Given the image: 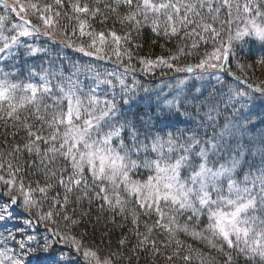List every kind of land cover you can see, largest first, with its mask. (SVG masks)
<instances>
[{
    "label": "snow or ice",
    "instance_id": "1",
    "mask_svg": "<svg viewBox=\"0 0 264 264\" xmlns=\"http://www.w3.org/2000/svg\"><path fill=\"white\" fill-rule=\"evenodd\" d=\"M257 66L264 0H0V264H264Z\"/></svg>",
    "mask_w": 264,
    "mask_h": 264
},
{
    "label": "trees",
    "instance_id": "2",
    "mask_svg": "<svg viewBox=\"0 0 264 264\" xmlns=\"http://www.w3.org/2000/svg\"><path fill=\"white\" fill-rule=\"evenodd\" d=\"M91 3H92V1H91ZM107 24H109L110 26L113 27L112 20L107 21L106 22V25ZM115 27H116V29L118 31L119 30V24H116ZM145 38H146L147 43H146V47L141 51V54L142 55H148L150 52H152L153 54H159L160 53V47H159V45H152V42H151V33L148 32L147 30H146V36H145ZM256 76L258 78L264 77V68L258 66L257 69H256V73H255V77ZM4 131H5V129H4L3 125L0 124V133H3ZM0 141H3V136L2 135H0ZM102 223L103 222H101V224ZM84 226L85 225H82V227H84ZM88 227L90 229L91 226L88 225ZM97 227L100 228V231H103L102 226H99L98 225ZM97 235L99 236V232L97 233ZM113 239L115 240V237H113ZM188 242H191V241L189 240ZM113 247H115V244L114 243H113ZM205 251H207V249H205ZM151 259L152 258L145 257V258L141 259L140 264H151ZM161 264H162V261H161ZM177 264H181V262L177 261Z\"/></svg>",
    "mask_w": 264,
    "mask_h": 264
},
{
    "label": "rangeland",
    "instance_id": "3",
    "mask_svg": "<svg viewBox=\"0 0 264 264\" xmlns=\"http://www.w3.org/2000/svg\"><path fill=\"white\" fill-rule=\"evenodd\" d=\"M89 1V0H88ZM71 30V29H70ZM69 30V31H70ZM258 51H259V49H257ZM80 56V54L79 53H75V57L74 58H78ZM257 56V55H256ZM258 57V56H257ZM35 59V58H34ZM85 59V58H84ZM194 60H189V61H187L188 63H192ZM36 66H39L41 63H44V61L43 62H39V61H36V62H33ZM105 66L107 67V68H109V70H111V69H113V68H117V66L115 65V64H113V63H111V62H106L105 63ZM258 67V66H257ZM257 69V68H256ZM117 70H119L118 68H117ZM237 70V69H236ZM238 71V70H237ZM239 72V71H238ZM255 73H256V70H255ZM255 73H253L252 74V80H259L260 78H258L257 76L255 77ZM239 74H241L240 72H239ZM251 82V81H250ZM163 85H165V84H163ZM162 86V85H161ZM158 87H160V86H156L155 88H158ZM258 105V104H257ZM263 107H264V105H263Z\"/></svg>",
    "mask_w": 264,
    "mask_h": 264
}]
</instances>
